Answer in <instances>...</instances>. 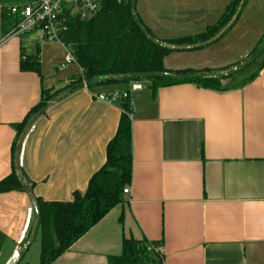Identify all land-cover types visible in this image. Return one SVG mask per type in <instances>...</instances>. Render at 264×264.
I'll use <instances>...</instances> for the list:
<instances>
[{
  "label": "crops",
  "instance_id": "obj_1",
  "mask_svg": "<svg viewBox=\"0 0 264 264\" xmlns=\"http://www.w3.org/2000/svg\"><path fill=\"white\" fill-rule=\"evenodd\" d=\"M30 1L7 0L12 6ZM230 2L137 0L136 11L157 39L172 40L202 33ZM1 25L0 6V181L12 172L13 126L42 90L56 92L81 75L76 64L62 68L61 44H37L33 35L3 39ZM263 33L264 0H248L227 35L199 51L169 54L164 68H224ZM37 53L41 76L21 72V58ZM130 99V194L52 264H109L121 254L123 238L160 242L162 264H264V69L238 89L180 84L159 88L152 98L142 86ZM120 113L83 87L37 118L17 155L33 195L68 202L84 192L105 163ZM33 218L28 193L0 194V264H9L30 225L35 234Z\"/></svg>",
  "mask_w": 264,
  "mask_h": 264
},
{
  "label": "trees",
  "instance_id": "obj_2",
  "mask_svg": "<svg viewBox=\"0 0 264 264\" xmlns=\"http://www.w3.org/2000/svg\"><path fill=\"white\" fill-rule=\"evenodd\" d=\"M247 2L231 0L214 25L200 34L172 40L154 36L137 14V0H102L93 15L83 19L68 17L67 30L60 35V41L70 49L81 75L56 92L42 90L40 101L21 123L13 126L17 143L12 148V172L0 181V194L19 191L31 196L35 233L38 231L40 238L39 264H52L111 209L124 202L123 189L131 184L132 175L131 85L147 84L154 98L156 91L164 87L193 84L224 92L242 88L257 78L264 69V33L241 60L224 68L167 70L163 65L164 58L171 53L199 51L222 39L236 24ZM0 6L4 39L15 21L6 12L12 5L0 0ZM19 70L40 77L39 54L23 56ZM83 87L96 94L115 88L125 93L116 104L121 111L116 132L106 144L104 165L91 175L84 192H74L68 202L43 201L33 195L34 183L18 164L20 141L52 104ZM31 234L30 225L16 264H20L30 247L34 237ZM160 247V242L123 238L121 254L108 258V263L162 264Z\"/></svg>",
  "mask_w": 264,
  "mask_h": 264
},
{
  "label": "built area",
  "instance_id": "obj_3",
  "mask_svg": "<svg viewBox=\"0 0 264 264\" xmlns=\"http://www.w3.org/2000/svg\"><path fill=\"white\" fill-rule=\"evenodd\" d=\"M101 2L102 0H36L23 5L8 6L6 12L15 21V26L4 39L33 35L37 44H61L66 52L62 68L76 64L70 49L61 43L60 35L67 30L69 16H79L81 19L89 17L99 10ZM141 89V85L133 84L130 86L129 94ZM91 96L96 101L116 106L125 93L114 89L97 94L91 93ZM129 194L128 186L123 189V196Z\"/></svg>",
  "mask_w": 264,
  "mask_h": 264
},
{
  "label": "rangeland",
  "instance_id": "obj_4",
  "mask_svg": "<svg viewBox=\"0 0 264 264\" xmlns=\"http://www.w3.org/2000/svg\"><path fill=\"white\" fill-rule=\"evenodd\" d=\"M66 52L63 54V60L65 57ZM236 59V58H234ZM241 60V59H239ZM238 59L235 62L239 61ZM234 62V63H235ZM143 92L148 93L149 89L147 87V84H143ZM122 87V86H121ZM39 256H40V238H39V232L37 231L34 234L33 240L31 242L30 247L25 252L24 257L20 264H39Z\"/></svg>",
  "mask_w": 264,
  "mask_h": 264
},
{
  "label": "water",
  "instance_id": "obj_5",
  "mask_svg": "<svg viewBox=\"0 0 264 264\" xmlns=\"http://www.w3.org/2000/svg\"><path fill=\"white\" fill-rule=\"evenodd\" d=\"M35 228H36V222L34 224L33 230H35ZM32 236H33V234H32ZM22 251H23L22 248H19V250L11 258L9 264H16L19 261V257H20V254L22 253Z\"/></svg>",
  "mask_w": 264,
  "mask_h": 264
}]
</instances>
